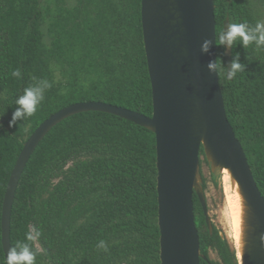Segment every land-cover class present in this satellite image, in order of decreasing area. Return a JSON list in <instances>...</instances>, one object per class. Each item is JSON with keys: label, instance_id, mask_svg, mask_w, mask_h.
<instances>
[{"label": "trees", "instance_id": "obj_1", "mask_svg": "<svg viewBox=\"0 0 264 264\" xmlns=\"http://www.w3.org/2000/svg\"><path fill=\"white\" fill-rule=\"evenodd\" d=\"M140 1L0 0V217L23 144L50 115L85 101L151 115ZM213 1L215 42L226 23L227 29L241 22L251 27L264 14V0ZM224 50L216 43V61L227 73ZM233 60L243 72L231 80L218 72L219 86L227 119L264 197V46L244 47L237 40ZM15 70L19 77L12 76ZM33 77L52 86L32 117L9 127L15 99L35 83ZM199 154L205 190L202 147ZM155 158V135L132 121L100 111L61 120L39 141L21 173L11 247L27 242L26 233L35 228L36 264H160ZM193 212L204 256L199 264H239L236 249L213 222L209 231L196 194Z\"/></svg>", "mask_w": 264, "mask_h": 264}, {"label": "water", "instance_id": "obj_2", "mask_svg": "<svg viewBox=\"0 0 264 264\" xmlns=\"http://www.w3.org/2000/svg\"><path fill=\"white\" fill-rule=\"evenodd\" d=\"M213 0H141L143 47L151 84L150 116L98 101L70 104L32 132L14 163L4 192L0 229L3 254L11 248L10 222L16 187L27 160L52 127L70 115L100 111L122 117L155 135L160 264H199L193 194L211 231L200 172V147L212 171L226 169L243 203L239 264H264V197L224 107L216 62ZM228 22V18H226ZM227 31V23H226ZM204 41L208 50L202 51ZM227 71L231 46L225 45Z\"/></svg>", "mask_w": 264, "mask_h": 264}, {"label": "clouds", "instance_id": "obj_3", "mask_svg": "<svg viewBox=\"0 0 264 264\" xmlns=\"http://www.w3.org/2000/svg\"><path fill=\"white\" fill-rule=\"evenodd\" d=\"M239 40L244 47L250 44H255L257 48L264 46V21H257L254 26H249L245 22L231 23L227 31L222 29L219 31L216 43L219 45L232 46ZM209 46L208 41H204L201 45L202 51H207ZM209 70H218L223 74L226 80L233 79L238 72H243V65L238 60L231 62L230 70L225 72V68L220 61L208 64ZM12 76L19 77L20 71L15 70ZM35 83L24 88L22 94L15 99V105L18 107L12 114V119L9 121V127L15 124L18 120H24L27 117H32L38 110V106L44 100L45 91L51 88V83L47 79L32 78ZM2 114V113H0ZM39 232L33 228L26 233L25 239L27 242H17L12 246L0 259V264H36V257L39 254V249H34L33 245L38 239ZM100 247H105L103 241L100 242Z\"/></svg>", "mask_w": 264, "mask_h": 264}, {"label": "rangeland", "instance_id": "obj_4", "mask_svg": "<svg viewBox=\"0 0 264 264\" xmlns=\"http://www.w3.org/2000/svg\"><path fill=\"white\" fill-rule=\"evenodd\" d=\"M260 21H264V14L260 16ZM200 158L202 160L203 156ZM201 171L206 179L204 193L210 220L236 249L240 258L241 244L238 241L237 228L238 222L243 219V209L238 189L236 185H232L229 176L222 171H212L210 165L204 161L201 163ZM210 257L216 258V254L210 251Z\"/></svg>", "mask_w": 264, "mask_h": 264}, {"label": "bare ground", "instance_id": "obj_5", "mask_svg": "<svg viewBox=\"0 0 264 264\" xmlns=\"http://www.w3.org/2000/svg\"><path fill=\"white\" fill-rule=\"evenodd\" d=\"M222 173H223L224 175H227V176L230 177V174H229V172H228L226 169H223V170H222ZM230 178H231V177H230ZM231 183H232V181H231ZM232 185H236V187H237V184H235L234 181H233ZM237 189H238V187H237ZM239 194H240V193H239ZM240 202H241V207H242V209H243V203H242L241 195H240ZM240 219H241V218H240ZM242 221H243V219H241V221L238 222V228H237V237H238V241H240V244H241V234H242V224H243ZM241 246H242V244H241ZM240 250H241V248H240Z\"/></svg>", "mask_w": 264, "mask_h": 264}]
</instances>
